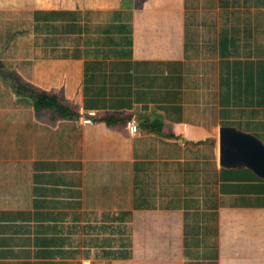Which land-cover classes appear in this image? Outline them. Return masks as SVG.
Returning <instances> with one entry per match:
<instances>
[{
	"label": "crops",
	"instance_id": "crops-1",
	"mask_svg": "<svg viewBox=\"0 0 264 264\" xmlns=\"http://www.w3.org/2000/svg\"><path fill=\"white\" fill-rule=\"evenodd\" d=\"M0 60L65 109L0 77V264H264V179L219 149L264 146V0H0Z\"/></svg>",
	"mask_w": 264,
	"mask_h": 264
},
{
	"label": "water",
	"instance_id": "water-1",
	"mask_svg": "<svg viewBox=\"0 0 264 264\" xmlns=\"http://www.w3.org/2000/svg\"><path fill=\"white\" fill-rule=\"evenodd\" d=\"M5 65L0 60V77H11L4 73ZM220 162L224 165H244L264 179V146L254 137L223 128L219 134Z\"/></svg>",
	"mask_w": 264,
	"mask_h": 264
},
{
	"label": "trees",
	"instance_id": "trees-1",
	"mask_svg": "<svg viewBox=\"0 0 264 264\" xmlns=\"http://www.w3.org/2000/svg\"><path fill=\"white\" fill-rule=\"evenodd\" d=\"M10 79L14 93L17 96L30 99L37 112L44 109H54L58 112L65 111L64 107L58 102L56 97L49 95L48 93L38 91L29 84L23 82L14 74L11 75ZM152 127L158 129V127H155L154 125H152Z\"/></svg>",
	"mask_w": 264,
	"mask_h": 264
},
{
	"label": "built area",
	"instance_id": "built-area-1",
	"mask_svg": "<svg viewBox=\"0 0 264 264\" xmlns=\"http://www.w3.org/2000/svg\"><path fill=\"white\" fill-rule=\"evenodd\" d=\"M96 114L94 112L85 113L79 111L76 117V121L79 125H93L95 123ZM126 129L130 135H136L138 133V127L132 120L126 122Z\"/></svg>",
	"mask_w": 264,
	"mask_h": 264
}]
</instances>
